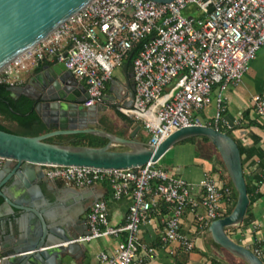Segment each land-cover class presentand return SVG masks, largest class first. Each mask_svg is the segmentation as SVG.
I'll return each instance as SVG.
<instances>
[{
    "label": "built area",
    "instance_id": "2783aa9c",
    "mask_svg": "<svg viewBox=\"0 0 264 264\" xmlns=\"http://www.w3.org/2000/svg\"><path fill=\"white\" fill-rule=\"evenodd\" d=\"M191 5L204 16L185 15ZM263 46L264 0H92L11 60L0 71V83L20 85L31 67L45 61L63 62L85 84L89 96L83 106L89 107L102 102L116 70L139 47L131 62L133 103H119L117 108L141 124L150 134L148 143L157 146L187 126L208 125L225 132L236 129L240 121L225 117L223 91L229 83L242 80ZM215 84L220 85L214 98L215 112L205 122L199 113L213 102ZM252 100L256 113L264 118V97L256 94ZM5 160L0 156V169ZM260 161L264 163V154ZM43 170L52 181L64 180L77 187L106 181L113 198L132 196L125 224L113 226L106 200L99 199L88 213V232L72 240L87 243L117 237L112 252L98 253L100 264H133L155 257L157 249L143 243L139 231L151 212H161L162 204L163 245L177 243L191 251L195 243L181 226L187 209H195L199 229L206 230L233 201V187L210 172H205L199 183H192L152 161L133 168L51 164L43 165ZM263 184L264 167L258 188ZM252 250L263 255L260 247ZM3 258L0 243V263Z\"/></svg>",
    "mask_w": 264,
    "mask_h": 264
},
{
    "label": "water",
    "instance_id": "95a60500",
    "mask_svg": "<svg viewBox=\"0 0 264 264\" xmlns=\"http://www.w3.org/2000/svg\"><path fill=\"white\" fill-rule=\"evenodd\" d=\"M91 1L0 0V71ZM122 68L128 73V82L121 104L131 106L135 88L133 66L127 61ZM8 90L15 99L23 95L34 101V109L48 131L31 136L0 129V156L6 158L0 169V243L4 257L0 264H68L69 257L75 259L82 253L84 244L72 240L86 234L88 225L82 231L80 214L75 210L49 208L51 198L61 201V192L54 186H48L47 193L43 191L36 173L39 169L45 176L43 165L133 168L158 162L174 145L196 136L208 137L215 146L237 191L233 210L209 226L214 242L247 264H264L262 257L227 233L228 227L243 222L250 203L240 148L228 132L208 125L187 126L153 146L139 133V123L128 136L106 131L97 123L110 108L111 97L105 94L102 102L84 107L89 96L87 88L63 62L42 65L25 83L9 85ZM75 134H92L107 142L91 146L47 141L57 135ZM114 144L125 148L115 149ZM18 214L31 215L35 222L25 226Z\"/></svg>",
    "mask_w": 264,
    "mask_h": 264
},
{
    "label": "crops",
    "instance_id": "0c3cea01",
    "mask_svg": "<svg viewBox=\"0 0 264 264\" xmlns=\"http://www.w3.org/2000/svg\"><path fill=\"white\" fill-rule=\"evenodd\" d=\"M44 64L54 63L43 62L37 67H31L25 72V82ZM127 82V71H124L122 67L118 68L105 92L111 97L109 99L110 108L98 119V127L104 130L106 127L119 128L125 132L124 136H128L137 125L133 119L122 114L117 108V104L125 98ZM219 90L220 85L215 84L212 91L213 102L199 113L205 122L210 121L215 112L214 98ZM223 92L227 108L225 117L231 121L235 119L240 121L237 128L232 131V135L246 148L244 154L246 175L251 185L257 184L264 167V163L260 161L264 154V118L259 117L256 113L252 98L256 94L264 97V46L257 52L255 59L250 62L242 80L239 83H229ZM142 132H145L143 128L139 133ZM103 142L105 144L107 139L104 138ZM197 143L203 142L198 140ZM117 145L114 144L113 147L115 148ZM205 150L203 149V154H198L194 142H179L165 153L158 164L192 183H199L205 172L212 173L225 183L224 167L216 159L215 154L207 155V149L205 148ZM36 173L39 176L38 182L45 193L48 192V186H54L61 192V201L57 202L51 198L52 204L49 208L52 211L64 209L77 211L80 214L79 226L82 231L87 230L88 213L92 204L99 199L106 200L108 218L113 226L125 224L133 202L131 195L123 196L120 199L113 198L112 189L106 181L98 182L90 187H77L64 180L50 181L39 169L36 170ZM164 212H151L150 219L141 225L139 231L141 241L155 247L157 254L153 258L147 257L143 261L133 264H239L237 260H242L215 243L209 229H199L196 211L191 207L183 215L181 226L183 231L193 239L194 249L187 251L177 243L163 245L160 234L164 226ZM34 220L35 218H32L31 215H19V221L25 226L33 225ZM237 226L233 233L227 230L228 235L251 249L260 247L263 250L261 257L264 260V184L252 193L245 218ZM124 236L125 233L122 237ZM118 240L117 237L111 236L83 243L82 253L75 259L69 257L68 264H100L98 253L100 251L112 252L116 248Z\"/></svg>",
    "mask_w": 264,
    "mask_h": 264
},
{
    "label": "trees",
    "instance_id": "16d2710c",
    "mask_svg": "<svg viewBox=\"0 0 264 264\" xmlns=\"http://www.w3.org/2000/svg\"><path fill=\"white\" fill-rule=\"evenodd\" d=\"M141 46V45H140ZM139 46V47H140ZM139 47H136L133 50V57L138 53ZM128 61L131 63L132 59H128ZM45 63H52L51 61H45ZM8 84L7 83H0V129L8 131V132H12V133H16V134H21V135H31V136H35V135H39V134H43L45 132L48 131L45 123L43 122V120L41 119V117L37 114V112L34 109V101L29 99L26 96H20L18 99H15L14 97H12L11 92L8 90ZM2 119L4 120H9L12 122L16 123V128H13L7 124H5ZM228 133L233 137L232 135V131H228ZM84 136L87 134H75V135H67L69 137L72 138V140H55L54 137L48 138L47 141L49 142H56V143H66V144H76V145H91V146H97V145H104V142L100 143V144H93L92 142H80L78 141V137L77 136ZM104 139V138H103ZM201 140L203 143L198 144L197 141ZM184 141H192L195 143L196 146V150L198 154H203V149L205 150V146L206 143H209L210 140L208 137L206 136H196V137H191L188 138ZM182 141V142H184ZM239 148H240V152L242 155V162H243V169H244V175L246 178V182H247V190H248V194H249V198L251 199L252 197V193L255 192L258 188L257 184L251 185L250 181L246 175V171H245V157L244 154L246 153V148L242 146V144L236 140ZM216 153L215 152H211L209 150H207V155H211V154H215L216 159L222 164V166L225 169L226 172V176H225V184L232 186L233 190H234V194H233V201L232 203L229 205V210L228 212H225L222 214L221 217L228 215L234 208L236 201H237V191L232 183V180L224 166V163L220 157L219 152L217 151V149L215 148ZM206 151V150H205ZM164 204L161 205V212H164ZM216 261V260H214Z\"/></svg>",
    "mask_w": 264,
    "mask_h": 264
},
{
    "label": "rangeland",
    "instance_id": "374dc122",
    "mask_svg": "<svg viewBox=\"0 0 264 264\" xmlns=\"http://www.w3.org/2000/svg\"><path fill=\"white\" fill-rule=\"evenodd\" d=\"M190 10L192 12L193 11L194 12L193 13H190ZM183 13L185 15L192 14L194 16H201V17L204 16V14L200 10H198L195 5H191ZM24 76H25V74H24ZM2 121L5 124H7V125H9V126H11L13 128H16L17 127L15 122H12V121H9V120H4V119H2ZM106 130L109 131V132L116 133V134H121V135L125 134V132H122L121 129H119V128L106 127ZM143 131H145V130L143 129ZM140 134L144 137V140L145 141H149L150 134H148L146 131L144 133L142 132ZM77 137H78L77 138L78 141H80V142H87V143L92 142L93 144H100V143L103 142V138L102 137H97V136L92 135V134H87V135H84V136H81L80 135V136H77ZM54 139L55 140H66V141L67 140H72V138L69 137V136H67V135H57V136H54ZM204 146L206 147L207 150L210 149V150H212V151H214L216 153L215 146L211 142L206 143V145H204ZM115 148L121 149V148H124V147L122 146V144H118ZM228 210H229V208L226 207V209L224 210V212H228ZM237 227H238L237 225L231 226V227H228L227 230H229L231 233H233L234 231H236ZM237 261L239 262V264H247L246 262H244L242 260H239V259Z\"/></svg>",
    "mask_w": 264,
    "mask_h": 264
},
{
    "label": "flooded vegetation",
    "instance_id": "af4514ba",
    "mask_svg": "<svg viewBox=\"0 0 264 264\" xmlns=\"http://www.w3.org/2000/svg\"><path fill=\"white\" fill-rule=\"evenodd\" d=\"M97 126H98V123H97Z\"/></svg>",
    "mask_w": 264,
    "mask_h": 264
}]
</instances>
